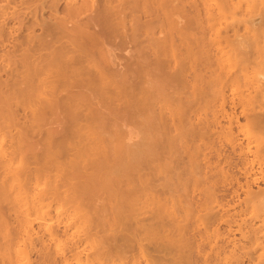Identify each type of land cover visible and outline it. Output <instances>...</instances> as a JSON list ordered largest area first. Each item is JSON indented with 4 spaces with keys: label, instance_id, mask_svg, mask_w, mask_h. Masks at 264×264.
<instances>
[{
    "label": "bare ground",
    "instance_id": "1",
    "mask_svg": "<svg viewBox=\"0 0 264 264\" xmlns=\"http://www.w3.org/2000/svg\"><path fill=\"white\" fill-rule=\"evenodd\" d=\"M181 1L177 0V2H180L179 3L180 9L182 8V10H184L183 9L184 1L183 2ZM194 1L191 3H192V8L195 9L196 4ZM32 2L33 1L31 0H0V200L1 201L4 200V202L9 201L10 203L9 202L7 203L11 205L15 204L13 205V207L15 206V208H18L16 206H19V207L24 206L22 214L19 215L21 216L19 217L20 219L18 220L19 224H17V228L19 227V231H18L19 235L18 233L17 235L19 237L17 236L18 240L17 241L15 240V242L12 243L14 244V246L10 244L12 242V238L10 239L11 240L10 242H8L9 239H7L9 237H13V238L16 237V236L14 237V235L12 236L11 234L12 231H10L11 236L4 234L5 237L8 236L6 237V240H8L7 242L9 243V245H11L10 247L9 245L8 246L4 245V244H7V243H3L6 240L0 241V242L3 241L2 243L4 247L7 246L6 249H4L5 252L3 249H1V252H4V253H2L3 256L0 254V264H33L34 260H31L30 252H32V250H35L38 247V244L36 246V242L39 243L40 246L45 245L44 244L45 242L43 240L45 233L44 235L43 234L41 235L38 233V231L34 230L33 228L34 219L30 217V213L28 212V210H29V207H31L32 205L37 207V209H41L43 207L42 203L47 197H51L53 194H54L53 196L60 195L58 193H60V191L63 192L66 189V188L64 190L61 189V187L64 185L62 180H61L62 185L60 183L61 187L58 184L59 182L57 183V181L61 178V176L59 175L60 172L62 174V172H64L63 170L67 171V169H64L66 166L63 167L62 169V166H64V163H62L64 160L63 156H62V161L60 160L62 165L59 163L60 164L59 166L58 164V159L61 158L60 157L61 155H59V152H62L61 154H64V156H66L68 160L71 159L70 162H67V164H65V165H68L72 169V171L68 172L69 176L66 175V177L70 179L71 177L73 178L71 179V181L73 180L72 181L73 185L69 183L68 185H71V188L70 186L69 188L72 189V192L76 194L75 200L80 199L78 196L79 194L77 195V192L78 193L80 192V194H82L83 192L86 193L85 190H87V188L89 187V183L90 184L92 183L91 180L88 183L89 180L87 181L86 179L87 177L88 179H90L89 177H91L92 175H88L85 178L84 176H82V175H85V173L83 172L84 173L83 174L82 171H79L81 170V168L86 169L89 165L86 164L88 166H85V163H87L88 161H91L92 159L95 160L94 162L96 166H98V169L99 170L102 169L101 172L104 171L105 168L106 170L104 172H107L109 170L108 171L109 174H106L103 172L104 174H106L108 178L110 177V171L112 173H115V176H113L114 174L112 173L111 174L113 178L116 177V182L118 181V183L115 182V184H117V188L121 186L120 184L123 183L124 178L125 180L128 179L129 182L125 181L127 184L125 182L123 184L124 188L123 186H121L123 189H125V186H126L125 190L128 189L127 190L128 194L131 195V193L132 194L134 193L132 192V189H134V187H135L134 190L137 189L134 194L138 193L139 189L143 191L142 188H139L140 186L147 187V185L145 186L141 185L145 182L143 181V183H141L142 181L141 179L143 178L142 176L140 177V180L136 176L137 180H139V182L141 183L139 184V182L137 181V184H139L140 186L136 185V182L133 181L134 179L132 180L131 178L132 176L138 174V172L135 174L137 170V169L135 170V168H137L138 166H135L136 164H133L134 162L133 160L135 159L136 161V158L133 159L134 155L132 154V157L130 155L128 157V159L131 157V160L133 162H130V159H129L130 163H128L127 165L125 162L121 163V159L123 161V158H124V156L122 155L123 153L116 151L117 148L112 147V145L109 144L110 141L108 140V138L113 135L117 136V138L113 136L114 139L115 138L118 139L119 136L123 137V132H122V135H119L120 133L119 130L123 129L124 127L123 123H126V118L124 117V113L126 116L133 109V108L132 109L130 108L131 109L130 111L129 108H126V112L127 111L129 112L128 113L122 112L123 110H125V107L129 105V104L127 105L126 103L127 100L125 99H127L128 96L133 97L135 92L137 95L140 94L137 92L139 90L141 92L143 91L144 95H140V96L136 95V96L140 98V101L143 100L144 104L143 102L141 103L143 104L144 107L140 103L139 99H137L142 107V110H141L140 105H138L139 103H137L136 105L138 106L135 105L134 107L135 108L134 111H136L135 112L136 115L134 112L130 114L131 115L134 114L137 117H141L138 115H140L139 111H141V115H142V112L144 111L143 108L144 109L146 108L145 109V111L147 110L146 112H151L153 114V116H151V113H145L147 114V117L151 120L150 121L148 118L146 119L148 124L151 125L149 127L150 128L152 127V129L149 130V127H148V130H146L147 133L143 132L149 139L147 140V142L146 140H143L146 142L143 145L145 146L146 144L148 146V143L149 145L152 143L153 138H150L149 133L152 134L151 137H154V138L156 137L154 140L158 141L160 139H163V140H160L161 142L158 141V144L155 143L156 141L155 142L153 141L154 147L153 146L152 147L154 149L156 148V150L155 152L151 151L153 152L152 154L148 150L150 149L149 147L152 144L148 146V148L146 146L150 154L149 162H150V158H152L151 163H153L152 160L154 161L155 160L154 158H158L160 156L159 154H161L162 156L163 155L165 156V157L160 156L161 158L159 157V159L165 158L167 160L166 156H168L167 161L164 159L166 161V164L162 165L164 161L158 164L159 166L161 164V166H165V167L167 165L168 169L169 168L172 169L168 172L171 174L172 173L176 174L175 172L180 166V158L176 156V154L180 147H185L187 148L186 156L189 162L188 164H190V166L189 165L188 166L189 168L191 167L189 169V172L196 173V174L192 173L193 177H191L192 174H189L190 177L192 178L191 180H193L192 182L194 183L196 178L198 179L199 183L203 182L204 180L203 184H205V181L206 183H208V181L210 183L213 180V182H211L212 185H214L213 183H215L216 185V182L214 181V177L216 176H214L213 179L211 180L209 179L211 177L207 176L206 173L208 171V166L210 165V163L208 162V157L210 154L208 155V153H211L210 147L211 145H213V141L211 138L215 136V130L218 129V133H216V137L221 138L220 140L222 141L220 142H222V144L219 143L221 145H219L220 147L218 146L219 148L217 150L214 149V146L213 148L211 147V149L212 151L214 149V152L216 151L215 152L216 158H218V160H220L222 165L226 166L227 169H225L224 167L220 168L218 166L219 170L216 169L218 171L216 172L217 175L219 173L220 174L219 176L222 178L224 183H226V185L231 186L233 181L237 182L236 179H238L236 178L238 175H236L235 177V175H233L232 173L234 172L233 167H235V169H237L238 174L240 173L242 177L244 176L245 178L244 184L237 183L238 184V186L236 184L237 188H234L233 186V188H231L233 190L230 189L231 191L229 192L227 191L229 190L228 189L229 187L226 186L227 193L231 192L230 195L232 199L230 200H236L235 198H237L236 201H233V203H228L227 205L235 204V202L236 203L242 202L241 200H243V198L239 201V192L241 193L240 190H242L243 191L242 193H244L243 202L244 201H245L244 203L247 202L248 207L251 204L253 205V202L255 200L258 201L257 199L258 196L262 197L264 195V193L262 195V192L264 191V189L261 192L260 190L259 192H257V191H254L252 188L253 186L252 182H254L252 181L254 180L252 178L253 177L252 176V170H253L252 164H253L254 158H249V155H253L252 157H256V158L259 157L261 155L260 152L262 151H263L262 152V155H263L264 149H262L261 146H262V142L264 144V140L261 139L260 140L261 145L259 146L260 144L259 143L258 146L255 148L257 149L258 152L260 151L259 147L261 148V151L258 153L256 150L255 151L251 150L249 143H247L246 146H243L242 142L238 138V129L241 127L240 125L241 118L242 119L244 118L245 121L246 119H249L247 121L252 122V123L255 121L254 124H256V126L261 125L263 127L262 124H264L263 123L264 122V107H260V109L263 108V111L261 113L259 112L256 114L254 113L255 112L254 109H249V107L253 108L254 106L255 108V106H259L258 102L261 100H264V91H263V88H260L264 86L259 85L261 80L258 81L259 84H257V80H255L254 78L247 80L249 76L246 75L247 65H249L251 60L255 61L254 65L256 64L260 65L259 62L264 63V0H200V3L198 0L197 2L198 5L196 6V10H194L196 11V13L192 10L194 14H196V16L193 15V17L195 18L194 21L196 20L198 22V24L196 25L197 22L195 21L196 22L195 23L193 21L194 22L193 25L198 26V27H194L192 26V24H188V25H191L192 28H194L193 29L194 31L193 32L190 31L188 35H192L194 33L193 34L194 39H192L191 36L187 37L188 32L186 33L185 31V29L187 30L186 28L187 21H185L184 18H183V22H185V24L182 23L184 27H182V29L175 28L178 23L177 21L173 20L174 19L173 15L176 12H177L176 14L178 15V11H179L180 12L179 17L181 18L183 17L184 14L181 13L182 10H179L178 3L176 4V6L173 4V0H50L48 5L45 2L43 3L40 2L41 3V4L39 3L40 8L37 7L39 6V4L38 5L34 4L35 5L34 6ZM113 2L115 3L117 2V4H113ZM193 3H194V6H193ZM182 4L183 6H181ZM32 5L36 9L34 8L32 9L31 8ZM93 7H94L93 9L94 11L90 15H88L85 19L80 18L81 15L86 12V10H90ZM37 8L39 9V11L37 10ZM138 8L141 9L142 11L143 9L146 11V12L145 11L142 12L140 10L142 13L145 12L144 15H146L147 10L149 12V9L150 10L152 9L154 16H151L152 12L150 11L149 12L150 14L147 13V15L149 14V17L146 16L149 19L147 18V20H144L146 17L144 15H140L139 14L140 11L136 12L138 13L137 15L132 13ZM175 8H178L176 12H174L176 10ZM44 9L48 11L47 16H44V14L41 13V12H44ZM61 10L65 12V14L62 13V15L64 14L63 17H60L59 15ZM259 11H260V14L258 13ZM254 12H257V13H254ZM130 15H132V18ZM253 15L255 17H259V20L256 21L255 19H253L254 17ZM129 16L131 20L128 19ZM139 16H143L145 18L141 20L140 19L141 17ZM184 16L186 17V15ZM187 16L189 15L187 14ZM125 19L130 20L129 24L127 23L128 20L127 22L126 21L125 22L129 25L128 27L130 28L131 32L128 30V28L124 24ZM186 20H187V17H186ZM179 25L181 26V24ZM35 26L36 28L37 27L39 28L40 30L39 33H35V30H34ZM196 28H198L197 35L195 32ZM183 30L185 31V33ZM257 30H260V31L258 32ZM253 32L254 33L257 32V33L254 34ZM258 33H259V36L262 37V41H257V39H259L257 37ZM253 34L255 35V37ZM142 36H144L143 41H142V38H143ZM139 37H141L140 44L142 45H140V49L142 50V52L138 48L139 46H137L139 45L138 44ZM175 37H176V41H177V38L179 37L178 39L179 42L178 41L177 42L180 45H184L183 52L180 51V48H182V46L176 43ZM186 37L188 38L189 42L190 40H193V42L191 41L192 43L190 42V44L196 45L194 48L195 50L191 48L192 45L190 46L189 42H187L186 40ZM99 38H103L104 40L101 41L99 40ZM106 38L107 39L109 38L108 42L105 41L107 40ZM110 39L111 40L113 39L112 41L114 43L116 40L117 45L109 41ZM127 43L131 44L130 46L132 45L137 46V52L138 51L140 52H138L139 55L137 52L136 54H135V51L133 52L134 53L133 55L135 58H136V55L139 56V58L137 57L136 61H134L133 59L134 57L129 58V56L126 57L125 55H123V53H118V54H122L123 56H125L124 58L122 57V55H120L122 58L124 59L132 58V60L134 61L133 62L129 60L130 63L132 62V64H130L128 61L130 65L129 64L127 65L132 66V68L129 67L132 70H128L131 72H129L130 74L128 73V75L126 76V74L120 75V73L119 74L115 73L116 69L119 71L121 67L119 69L114 68L115 70L111 67V65H113V60L111 58L112 53L110 52L109 48H112L115 45L116 48L118 46V48L121 47L122 49L123 47L122 45L127 46ZM258 43H261L260 44L261 46ZM99 44L101 46L106 45L102 47L103 51L100 50V52L102 51V53H104L102 55L105 56L104 58L106 61H104V63L106 62L108 64V66L106 65V67H100L102 65L100 64H99L100 66L97 65L98 64L96 63L98 62L97 58H94L93 57L94 55L91 57L92 50H97L94 52L95 53L98 52L97 54H101L99 53V48H98ZM96 46H98L97 47L98 49L97 48L93 49ZM130 46L129 45L127 46L128 51L129 49L131 50V48H128ZM178 46L180 48H176ZM249 47L250 48L252 47L254 49V53L251 52L253 54L251 53L249 54V49H250ZM133 48L134 47L132 46V49ZM113 49L114 48H112L111 50ZM123 50L126 51V47L123 48ZM113 51H116V49H114ZM176 52H178L179 54L178 53L176 54ZM130 53H132V51ZM130 53L128 55H131ZM97 54L96 56L100 57ZM120 56L118 57L121 61L122 58ZM177 56L179 57L177 58ZM90 58H92V61L95 64H92V61H90ZM93 58L94 60L96 59V62L93 60ZM128 59L124 61L122 60L123 65H124V62H127ZM181 61L182 63L184 61L186 62L182 64ZM175 63H177L178 65H176ZM179 63L182 68L179 66ZM251 63H254V62H251ZM174 67H176L177 69H175ZM260 67L262 68L261 65ZM261 68H260L261 71L259 70V72L263 74L262 70L264 69H261ZM122 69L124 70L125 68L122 67ZM203 69H204L203 75L206 74L205 72H208L205 75L206 77H202L201 74H199L201 78L198 77L197 79L195 76H196V73L198 72L196 71L199 70V73H202ZM244 70H245V73H243ZM190 71H192L191 73L192 74L194 73L195 76L192 77L194 78L193 80L191 78H188L190 77L188 76L187 78L191 79L190 81H188V79H186V76L188 74L186 73L187 72L190 73ZM152 72H153V75H152ZM155 72L159 73L158 75H160L159 77L161 79L162 77H164V80H162L164 83L166 82L171 87L173 86V84H175L174 87L179 88L178 89L179 91L172 92V90L175 88L172 87L171 89V87H169L170 89L169 88L168 89L170 90V92L168 94L172 92V95H168L167 92L169 90L166 89V92H165L166 97H165L164 96L165 93L162 94V92L165 91L164 89L165 87L166 88L168 87L167 84L165 83L166 86L164 87L162 86L163 84L162 81H160V84H159V81L157 82L158 84L156 85H161L160 87L164 89V91L161 90L162 91L161 93L160 91L158 92L162 94V96H164L163 97L164 99L167 98L166 100H168V98H170L169 101H165L166 103L163 101L164 99H162V101L164 102V105L166 104V106L164 105L162 106H164L168 110V112L165 110L166 113L164 111V114H163L162 106L159 105V104H163L162 101L160 100V98L162 97L159 93L158 95L156 93L157 89L159 90V87L158 88L156 87L157 89L155 88L156 91L154 89H153L154 91L151 90L152 92L148 91V88L150 89L154 88V86L152 85H155V84H151L152 83L151 79L153 80V77L157 76V75H154L156 74ZM244 76H246L247 78ZM246 80L247 82L249 81V83L251 84L254 82V80L256 81L253 84L256 83V86H257L255 92L257 94L259 93L258 96H260V98L256 94L258 100L256 96L252 94L253 93L252 89H251L252 93L251 91L249 93L248 89H247L248 92L243 91V90H246L245 88L242 89L244 86L243 84L247 85ZM243 81H245L246 83H242ZM184 82L187 83L186 86ZM178 83H179V86H176L178 85ZM180 83H183L184 85L183 89L181 88L183 86L180 87L181 85ZM140 84L141 86H139ZM144 85L145 86L148 85V87L146 86L147 88H144ZM180 88L183 91H180ZM257 90L258 91L260 90V92H257ZM149 92L152 93L151 95H153L154 93L156 97L158 96L159 97L157 99L152 98L155 96H151ZM173 93L174 94L176 93L175 96H173L174 95ZM149 95H150V98H149ZM141 97L144 99H142ZM151 98L153 99L154 102L161 101L157 103V105L160 106V107L158 106L159 109L156 108L157 107L156 105L152 104L153 102H151L152 101ZM183 98L184 100H182ZM254 98L256 99V101H254L255 100ZM121 100H123V102ZM119 101H121L122 103H120ZM255 102H257L258 105ZM254 103L256 105H254ZM149 104H152V105L150 106ZM261 106H264V103H261ZM138 107L140 108V110H138ZM160 108L162 109L161 110L162 112L160 111L161 114L157 112L158 110H160ZM136 109L138 110V112ZM155 109H158V110L155 111ZM200 110H202L205 113V114L203 113L204 115L203 117H199ZM117 111H119V113ZM247 111H249L251 114L247 113ZM114 112L115 113L117 112V115H119L120 113L122 115L123 113L122 115L123 118L121 120L119 119V122H117V125L120 124L119 127L122 125V128L120 127L119 129V127H116L117 130L119 129L118 131H116L115 130L116 128H115L113 130V133L111 132L113 135L110 134L111 136L110 135L106 136L108 144L110 145L109 147V145L106 143L107 141L105 140V137L102 135L105 133L104 131H106L104 130L105 127H107L106 124H109V123L111 124L112 122L111 120L113 118H114L113 120L116 122L115 117L111 116L113 115ZM196 112H197V115L195 114ZM252 112L254 115L252 114ZM115 113L114 115L116 116ZM145 114L143 115V117L146 116ZM148 114H150L149 116L151 117H149ZM131 115H130V118L132 120L128 119L129 117H127V120L129 121L127 122L130 125H131L130 122L132 121V124L135 123V119L137 118L135 116L132 117ZM108 116H111V117L107 118ZM106 118L107 119L112 118L110 120L111 122L108 120L109 121L108 123ZM118 118H121V116H118ZM250 118L252 121L250 120ZM143 119L144 118H142V121H144ZM104 120L107 121V123ZM137 121L138 120H136V123ZM102 122L103 124H105L104 128H101L103 127ZM100 123L102 125H99ZM136 123L133 125L137 126L138 128H141L140 127L141 124L139 125L138 124L139 122H138L136 125ZM144 123L146 122L144 121ZM96 124H98L99 127L95 126ZM117 125L113 124V126H117ZM110 126H112V124ZM135 126L133 127L134 129L137 128ZM261 126L259 128H261ZM95 127L96 129L101 128L104 133L102 132L103 134L102 133L100 134L102 130L100 129L101 131H98L99 129L96 130ZM93 128L95 130H93ZM110 128L108 129L106 128L107 129L106 133L108 132L110 133V131H112V129ZM44 129H45V132L42 131ZM154 131H155V136H153ZM116 132H117V135H116ZM176 132L180 134L179 137L175 135ZM144 134L141 136L142 139H143V136H144V139L146 138ZM156 135L160 138H157ZM70 138L71 139L74 138V140L77 139L76 142L74 143H77V142L78 143L75 144V146L73 145L74 143L71 144V146L72 145L74 146V154H73L74 156L70 154L71 157L69 159L68 157L70 155L68 156L66 155L68 154L67 152L66 154L63 152V150H65V148L67 147L63 148L62 143L65 142L63 140L67 141V139L69 140ZM114 139H112L113 141H111L110 143L116 146L118 140H115L116 141L115 143ZM132 139L133 138L131 136L127 137L128 144L132 142ZM151 139L152 141H150ZM139 140L141 141V139ZM208 140H210L211 142L210 147L208 146L210 144ZM102 141L105 142L110 149H108V147L104 145ZM121 144L123 146L122 141H121ZM142 146H139V148L137 149H140V148L142 149ZM131 147H133V145ZM131 147L130 149L133 150L134 147L133 148ZM112 148L113 150H115L114 151L115 153L119 152L118 156H115L117 153L114 155L112 154L113 153ZM146 148L144 147V149L140 151H144ZM263 148H264V145H263ZM59 149H63V150L60 151ZM110 150L112 151V153ZM132 150H129V151L126 150V151L130 153ZM157 150L158 152L159 151L161 152L159 154H156L158 153L156 152ZM140 151H138V153ZM151 155L153 156L151 157ZM234 155L238 156V158L241 159L242 166L238 167L237 166L238 164H236L233 167L231 166V164H233L231 163V156L233 158ZM110 156H115L116 160L119 157H121L118 159L120 160V164L119 162H117L118 160L115 161L116 163H118V165L117 164L115 165V163L113 164V166L115 165L114 169H113V166L110 164L113 157L109 158ZM138 156L140 157L141 155L138 154ZM66 158L65 160H67ZM30 159L32 161H30ZM52 161H55L57 163V166H56V163L54 165ZM105 161H108V163L111 166H109L107 162L105 163ZM31 162H35V163H31ZM64 162L66 163V161ZM147 162L148 161H146V163ZM41 163L43 165H41ZM52 163L54 166L52 165ZM48 164L50 165V167L51 166L53 167L56 166V168L58 166L59 168L61 167V170L59 168H57L58 170L54 169V172L58 171L59 174L55 173L57 175L51 176L52 174H50V171L48 172V168H49ZM103 164L105 165V167ZM106 164L108 166H106ZM45 165H48V168ZM35 166H37L38 168ZM154 166L153 168L158 167V165L157 164L155 165V163H154ZM32 167H35V168H32ZM53 167H51L52 169H50L51 172L53 171ZM161 168L164 169L163 167ZM161 168H159V170ZM128 169L131 170V172H128L129 171ZM146 169L148 168L144 167V170ZM212 169L211 170L209 169V170L212 172ZM89 170L86 169L88 173L90 172ZM153 170L154 169H152V172ZM155 170L156 172L158 171L157 168ZM66 171L65 173H67ZM146 171L147 173L150 172V171L148 172V170ZM156 172H153V174ZM202 172L203 174H200ZM77 173L78 174L82 173V174H79L78 176ZM144 173L141 172L140 174L139 172V175H143ZM198 174H200L199 176H202V177H204V174H205V176H207L205 178L209 180H205L203 178H202L203 180L199 179V177L197 176ZM123 175H127V177L130 175L131 177L127 178V177H124ZM58 176H59V179L56 178ZM77 176L80 177L79 178L80 180L78 179ZM81 176L83 177L82 179L84 180L85 178L86 179L85 181L87 182L83 181L84 183H81L82 182ZM149 176L150 175L148 174V178ZM75 177H77V179L81 183V184L77 183L79 184V186L76 185V183L74 182V180H76ZM103 177L104 176L101 177L102 181H103ZM117 177H119L120 179L121 177H123V179H121L123 180L121 181L122 183H120V180H117L118 179ZM63 178H64V175H63ZM65 178L64 180H66ZM108 178H107V181L105 182L104 180L103 183L105 182L107 184V182H110V184L109 183L108 184L114 186V187L109 186L110 190L114 188L116 189V190L112 189L114 193H116L117 191H119L118 192L119 194L121 192L123 193L124 190L120 188L121 189L120 191L114 185L115 178L114 179L109 178L114 181H109ZM148 178H146L145 180H147ZM130 180H132V182H134L135 184L134 183L131 184ZM162 180H164V178ZM198 182L196 183L199 184ZM33 183L35 184V187H32ZM103 183L100 184L99 187L105 188L108 186V185H103ZM159 183H161V181ZM163 184L164 183H162L161 185L159 184V185L162 186ZM174 184L175 182L173 183L171 182L169 183V185L167 184L165 186L169 187ZM127 185H131V186H127ZM132 185H134L133 188H132ZM201 185L199 184V188H198L199 190H201V187H202ZM137 186L139 187L137 188ZM195 186L197 187V185H193V187ZM127 187H130L132 189L130 190V188H127ZM206 187L207 188H203L204 191L203 190L202 191L205 194L204 197L207 199L215 198L217 195L216 192L222 193V190H223L222 189L221 191H216L215 189H210V187L214 188V186H211V185L210 186L206 185ZM79 188H84L85 190H82ZM101 188L97 189L96 191L102 190ZM145 188L144 190H147ZM77 189H79L80 191H78ZM168 189L170 190L169 192L172 191L170 188ZM110 190H107V191H110ZM128 191H130V193ZM253 192H256V194H260L261 196L260 195L257 196ZM122 193L121 195H124ZM68 195H71V194H68ZM85 196L86 195L84 194L83 197L85 198ZM240 196L242 197V195ZM255 196H257L256 199H255ZM72 198L74 199V195ZM221 198L223 199V197ZM227 198L225 202H229L227 201L228 200ZM259 199H260L259 200L260 202L258 201L257 204L260 203L259 204L260 206L262 204L261 202H263L261 200H264V199L263 198L262 199L259 198ZM252 205L250 206L251 209L253 206H256L254 208H257V207L259 208V206L256 205V203L255 205L253 206ZM262 206L264 207V202ZM163 208L164 207L161 208L162 211H164ZM220 208H221V211L219 210V213H216L215 211L214 214L212 213L213 215H211L210 217L209 215L211 213L207 214L208 215L207 217H209V219L207 218L208 222L210 220H212V222L218 221L216 223H223L224 225H227L228 233L232 234L234 232H238L243 237L248 238V240L249 239L252 241L255 240L254 238L258 236L257 234V236L255 237L256 235L255 233H257L256 230L258 226L257 227L253 226V224L247 225L248 223L247 224L245 223L247 226L246 228L243 226L245 228L244 230L241 227L242 224L241 225H238L239 223L236 224L235 218L233 219V217L237 215L236 213H235L236 215L234 214L235 211H233V214H234L233 215L232 213H229L230 210L229 211L227 210L229 209V206L225 207L227 209H225L222 206ZM262 208H260L259 210H262ZM245 209L247 208L245 207ZM160 211L161 210L158 209L157 207L156 209L155 208L151 209V211H149L150 215H148L146 218L145 216L143 217L145 219H143L142 217H141L142 219L141 218L137 219L135 223L136 224L135 227L133 226V224L129 225L130 226L129 231H130L131 237H129L130 235H128L129 234L128 233L127 234L128 238L126 237L127 239L125 240L126 242H128V244L126 245V250L124 249L125 250L124 252H123V248H121L120 246L121 245L120 243H122V240L121 242L119 241V244H120L119 245L117 241L118 237L116 235L117 238L115 237H114L115 239L112 238L111 242L109 241L107 243L101 244L103 245V247L101 246L100 247L101 249L97 248L96 249L97 253L96 251L95 253L93 252L94 253L93 256H89V254L87 253L88 256L86 254V259L82 258L81 260L83 261L84 259V262H83L84 264H141L142 262L144 264H176V258L173 252L171 251V245H172V237H173V226L178 228L179 219L177 218L179 216L177 218L175 217L176 219L169 220V219H166L165 216ZM38 213L40 214L39 220H41L42 214H44V212L39 210ZM260 214H262V212ZM2 216H3V213L0 214V218H1L0 221L2 219L3 220L5 219V217L3 216L2 218ZM4 221L7 222V220H4ZM4 221H1L0 224H2V226L4 227L5 226L7 227L8 223ZM212 222L210 224H215ZM131 226L135 228L133 229L134 231L136 230L137 232V233L135 232L136 234H138L139 230H142V231L144 230L143 232H147L149 230L154 231L158 229L157 227H161L162 229L165 228L166 232L163 230L165 232L163 236H165L166 240L164 239V241H162L160 239L161 241L159 240L153 241V242L150 241L151 243L148 244V246L145 245L146 247H144V245L140 244L141 241L139 242L140 240L139 237H137V239L136 238L133 239V237H136V235L134 231L131 230L132 228ZM1 227H0V231H2V228H4V227L2 228ZM166 227H170L172 230L170 231ZM7 228L8 229L5 228L6 229L5 231L3 229V232L6 234H9L8 231L10 229L9 227ZM17 228L16 230H18ZM179 230L181 232V233L178 232L179 235H182V236L187 235V232H188L187 230H182V228ZM259 230H258V233L260 232ZM47 232L48 233L46 235L53 236V234H55L56 231L53 232L51 231V229L50 230L48 229ZM151 232L152 231H150V233ZM154 233H157V232H153V234ZM1 234H0V239H2L1 237L3 236V233ZM57 235L58 234L56 232V236ZM4 236H3V239H5ZM54 236H53V239H54ZM192 236L193 238H195L196 235L193 234ZM197 236H200V235L197 234ZM251 238H253L254 240ZM93 239L95 241L94 236H93ZM103 242H106V241H103ZM93 244L95 243L93 242ZM3 246L2 248H4ZM70 246H69L70 247L69 250L72 252L71 254H73V251L75 254L76 253L75 250L78 249L77 242L72 243V245ZM97 246L95 245V247ZM135 247L138 251V252L136 251L137 254L133 253L135 252L133 251ZM10 249H11V253H10ZM46 249H47L46 247H45V250H44V247L43 248L41 247L38 250L37 259H35L37 260V262L40 261V262L45 263V261L49 259H50L49 261H51V256L49 254L50 252L48 250L49 252L48 253ZM98 249L100 251H98ZM63 254L64 256L63 255L61 256L56 255V256L59 259L61 258L60 261L62 264H66V263H63L66 258L65 253ZM77 255H78V252L76 256ZM246 255L248 254L246 253ZM59 259H56V260H59ZM56 260L54 257L52 258V263L51 262L50 263L60 264V261L58 262ZM181 260H184L185 263L187 262V264H190V263L198 264L199 262L198 260L194 259L190 253L185 255L183 258H179V263H181L180 262ZM35 264H39V263L35 262ZM45 264H48V263L46 262Z\"/></svg>",
    "mask_w": 264,
    "mask_h": 264
},
{
    "label": "rangeland",
    "instance_id": "2",
    "mask_svg": "<svg viewBox=\"0 0 264 264\" xmlns=\"http://www.w3.org/2000/svg\"><path fill=\"white\" fill-rule=\"evenodd\" d=\"M31 1H33L32 3H33V5L35 4H39L40 2H45L47 5L49 4V1L50 0H31ZM47 1V2H46ZM178 1H181V0H178ZM184 1V7H183V9L187 12H185L184 10H182V8L180 9V2H177V0H173V4L176 6V4L178 3V8H179V10H182L181 11V13L182 14H184V15H186V17H187V20H186V17L183 15V17H179L180 16V12L178 11V15L176 14L177 12V9L178 8H175L176 10L174 11V12H176L174 15H173V20H175V21H177V25H176V27L175 28H177V29H179V28H181L182 29V27H184V25L183 24H185V22H183V18H184V20L185 21H187L186 22V28H187V30L185 29V31H186V33H187V37L188 36H191L192 37V39H194V36H193V34L192 35H188L189 34V32L190 31H194L193 29L194 28H192L191 27V25H188V24H192V26H194L193 25V23L196 21H194V17H193V15L194 16H196V14H194V12L196 13V11H194V10H196V6L198 5L197 4V2H198V0H182L181 2H183ZM195 2V9L194 8H192V3L191 2ZM199 3H200V0H199ZM41 4V3H40ZM40 4H39V6H37L38 8H40ZM113 4H117V2L115 3V2H113ZM32 5V6H33ZM34 5V6H35ZM31 6V8L33 9L34 8V6L32 7ZM181 6H183V4L181 5ZM193 6H194V3H193ZM199 6H200V4H199ZM37 8V10L39 11V9ZM200 8V7H199ZM202 8V7H201ZM34 9H36V8H34ZM94 7L92 8V9H90V10H86V12L84 13V14H82L81 15V17L80 18H83V19H85L88 15H90L94 10ZM141 9H136L134 12H132L133 14H135V15H137L138 13H136V12H139ZM194 12H193V11ZM62 11V10H61ZM60 11V17H63L64 16V14H65V12L64 11H62L61 12ZM142 11V10H141ZM140 11V15H144V13L146 12L144 9H143V11H145L144 13H142ZM152 12L153 10L151 9H149V12ZM45 12V13H44ZM44 12H41L42 14H44V16H47L48 14H47V12L48 11H46V9H44ZM148 12V10H147V13H149ZM62 13H64L63 15H62ZM142 13V14H141ZM147 13H146V15H144L145 17L146 16H148L149 17V14L147 15ZM186 13V14H185ZM254 13H257V12H254ZM254 13H252V14H254ZM259 14H260V11L258 12ZM132 14V15H133ZM152 15L151 16H154V14H153V12L151 13ZM187 14L189 15V16H187ZM259 14H258V16H259ZM132 15H130L131 16V18H132ZM130 16L128 17V19H130L131 20V18H130ZM134 16V15H133ZM254 16V15H253ZM257 16V15H256ZM139 17H141L140 19L141 20H143L145 17H143V16H139ZM148 17H146L144 20H147V18ZM255 17V16H254ZM253 17V19H255L256 21H258L259 20V17H255L254 18ZM127 18V17H126ZM128 19H125L124 20V22L126 21L127 22V20ZM149 19V18H148ZM130 20H128V24L130 23L129 21ZM181 23H180V22ZM190 21H192V22H190ZM194 21V22H193ZM124 23L125 24V26L128 28V30L131 32V30H130V28L128 27L129 25L127 24V23ZM197 22V21H196ZM195 22V23H196ZM183 23V24H182ZM127 24V25H126ZM179 24H181V26L179 25ZM198 24V22L196 23V25ZM191 28H189V27ZM194 27H198V26H194ZM176 29V30H177ZM34 30H35V33H39L40 32V30H39V28L37 27L36 28V26L34 27ZM197 30V31H196ZM128 31V32H129ZM184 31V30H183ZM185 31H184V33H185ZM258 32L260 31V30H257ZM127 32V33H128ZM129 32V33H130ZM195 32H196V35H197V32H198V28H196L195 29ZM254 33V32H253ZM255 33H257V32H255ZM254 33V34H255ZM191 34V33H190ZM253 34V35H254ZM195 35V36H196ZM144 36H145V34H144ZM144 36H142L143 38H142V41H143V39H144ZM186 36V35H185ZM184 36V37H185ZM186 37V40H187V42H189L188 41V38ZM254 37H255V35H254ZM257 37L259 38V39H257ZM257 37H256V39H257V41H262V37H260L259 36V33L257 34ZM261 38V39H260ZM107 39V38H106ZM109 39V38H108ZM108 39L107 40H105L106 42H108ZM178 39H179V37L177 38V41H178ZM99 40H101V41H103L104 39L103 38H99ZM113 40V39H112ZM111 39L109 40V41H111V42H113ZM139 41H138V44L139 45H137V46H139L138 48L140 49V45H142V44H140V40H141V37H139V39H138ZM175 41H176V37H175ZM176 41V43H178ZM193 42V40H190V42ZM100 42V41H99ZM118 42V41H117ZM190 42H189V44H190ZM191 42V43H192ZM262 43V42H261ZM261 43H258L259 45L261 44ZM113 44H115V45H117V43H116V40H115V43L113 42ZM179 44V43H178ZM177 44V45H178ZM111 46L112 48H114V49H116V51H113V50H111L112 48H109L110 49V52L112 53V55H111V58H112V60H113V65H111V67L114 69H116V68H120L121 67V72H120V70L118 71L117 69H116V74L118 73H120V75H125L126 74V76L128 75V73L129 72H131V71H128V70H132L131 68H132V66H129L130 64H132V62L130 63V61H133L132 60V58L131 59H128V58H126V59H128L127 60V62H124V65H123V61L124 60H126V59H124L125 58V56L126 57H128L129 56V58L130 57H134V51H135V54H136V52H137V46H135V45H132L134 48V50L132 49V46H130L131 44H128L127 43V46L129 45L130 47H128V48H131V50L129 49V51L127 50V46H124V45H122L123 47H122V49H121V47L120 48H118V46H117V48H116V46ZM180 45V44H179ZM192 44H190V46H191ZM258 45V46H259ZM104 46H106V45H100L99 44V47L98 46H96V47H94L93 49H96L97 47L99 48V53H101V54H97L98 52H94V51H97V50H90L91 51V53H92V55H91V57L93 56L94 58H97V60H98V62H96V59L94 60V58H93V60L96 62V63H98L97 65H102V66H100V67H106V65L108 66V64L105 62L104 63V61H106L105 60V56H103L102 54H104V53H102V51H103V48L102 47H104ZM180 46H182V48H180L179 46L178 47H176V48H180V51H182L183 52V48H184V45H180ZM195 44H193L192 46H191V48L192 49H194L195 48ZM198 46V45H197ZM261 46V45H260ZM109 47V46H108ZM126 47V51H124L123 50V48H125ZM136 47V48H135ZM97 48V49H98ZM100 48H102V49H100ZM250 48V47H249ZM252 48V47H251ZM249 49V54L251 53V52H253L254 53V49L252 50V49ZM118 49V50H117ZM120 49V50H119ZM182 49V50H181ZM247 49H248V47H247ZM100 50H102L101 52H100ZM123 50V51H122ZM141 50V49H140ZM178 50V49H177ZM176 50V51H177ZM195 50V49H194ZM119 51V52H118ZM121 51V52H120ZM132 51V53H130ZM179 51V50H178ZM179 51V52H180ZM94 52V53H93ZM125 52V53H124ZM138 52H140V51H138ZM137 52V53H138ZM141 52H142V50H141ZM117 53V54H116ZM118 53H123V55H125V56H123L122 54H118ZM127 53V54H126ZM131 54V55H133V56H131V55H128V54ZM178 52H176V54H177ZM253 53H251V54H253ZM96 54L97 55H99L100 57H102V58H100V57H98V56H96ZM141 54V53H140ZM179 54V53H178ZM120 56V55H122V57H124V58H122L121 56V58H122V60L120 61V59H119V57L118 56ZM138 55H139V53H138ZM138 55H136V58L134 57L133 59H134V61H136L137 60V57L139 58V56ZM140 56H142V55H140ZM180 56V55H179ZM179 56H177V58L179 57ZM254 56V55H253ZM100 58V59H99ZM252 58V57H251ZM104 59V60H103ZM253 59V58H252ZM130 60V61H129ZM177 60H179V59H177ZM182 60V59H181ZM90 61H92V58H90ZM128 61H129V63H128ZM133 61V62H134ZM257 61H259V60H257ZM184 62H186V61H184ZM183 62V63H184ZM251 62H254V63H251ZM251 62L249 63V65H247V73H246V75L247 76H249L248 77V79L247 80H249V79H255V80H257V84H259L258 83V81L259 80H261L260 81V86L262 85V86H264L263 84H264V80H263V78H264V70H262L263 71V74H261L260 72H259V70H260V65L262 66V68L261 69H264L263 67V64L264 63H262V62H259L260 63V65L259 64H256V65H254L255 64V61H252L251 60ZM181 63H182V61H181ZM182 63V64H183ZM257 63V62H256ZM92 64H95L93 61H92ZM105 64V65H104ZM117 64V65H116ZM127 64H129V65H127ZM176 65H178L177 63H175ZM181 64V65H182ZM126 65V66H125ZM257 65H259V66H257ZM179 66H180V63H179ZM178 66V67H179ZM122 67L123 68H125L124 70L122 69ZM128 67V68H127ZM129 67H131V68H129ZM177 67V66H176ZM176 67H174L175 69H177ZM181 67V66H180ZM197 67V66H196ZM174 68H173V70H174ZM182 68V67H181ZM200 68V67H199ZM248 68H250V69H248ZM112 69V70H113ZM114 69V70H115ZM180 69V68H179ZM113 70V71H114ZM126 70V71H125ZM246 70V69H245ZM245 70H244V72L243 73H245ZM118 71V72H117ZM202 71V70H201ZM200 71V72H201ZM261 71V70H260ZM192 71H190V73L189 72H187L186 74H188L187 76H186V74H185V76H186V79H188V78H191L192 80L194 79V78H192V77H194L195 75H194V73L192 74L191 73ZM196 72H198V73H196V78L198 79V77H200L201 78V76L202 77H206L205 75L208 73V72H205L204 74L205 75H203V72H204V69H203V71H202V73H199V70L198 71H196ZM123 73V74H122ZM156 74H154V75H157L156 77H153V80L151 79V84H155V85H152V86H154V88H148V91H151V90H155V88L157 87H159V90L157 89V95H158V91H160V93L162 92L161 90H163L164 91V89H165V91L164 92H162V94L163 93H165L166 92V89H168L169 87H171V86H169L166 82V84H167V88L165 87L166 86V84L162 81V80H164V77H162V75H161V77H162V79L159 77L160 75H158L159 73H157V72H155ZM130 74V73H129ZM190 74V75H189ZM198 74V75H197ZM199 74H201V76L199 75ZM152 75H153V72H152ZM209 75V74H208ZM207 75V76H208ZM243 75H245V74H243ZM188 76H190V77H188ZM160 79H158V78ZM188 77V78H187ZM244 77H246V76H244ZM156 78V79H155ZM247 78V77H246ZM137 79H139V78H137ZM181 79V78H180ZM191 79H188V81H190ZM247 80H246V82H247ZM254 80V82H256ZM156 81V82H155ZM159 81V84H160V81H162L163 82V84H162V82H161V84H162V86H164L165 88L163 89L162 87H160L161 85H156V84H158L157 82ZM252 81V80H251ZM250 81V82H251ZM155 82V83H154ZM245 81H243L242 83H246ZM253 82V81H252ZM253 82V83H254ZM139 83H140V81H139ZM248 83H249V81L247 82V85H245V84H243L244 86H243V88L242 89H246V90H243V91H246V92H248L249 91V93H250V91H251V93H252V90H253V95H255L256 96V83L255 84H251V83H249V85H248ZM263 83V84H262ZM144 84V83H143ZM181 85H180V87L181 86H183V87H181L182 89L184 88V85H183V83H180ZM184 84H185V86L187 85V83L186 82H184ZM252 85H254V86H252ZM139 86H141V84L139 85ZM147 87H148V85H146ZM145 85H144V88H147ZM175 86V84H173V88H175L174 87ZM176 86H179V83H178V85H176ZM252 86V87H251ZM172 87H171V89H172ZM142 88H143V86H142ZM161 88V89H160ZM180 88V91H183L182 89ZM260 88H263V91H264V87H260ZM260 88H258V89H260ZM150 89V90H149ZM170 89V88H169ZM168 89V90H169ZM176 89V90H175ZM175 89H173L172 90V92L174 91H179L178 89L179 88H175ZM247 89H248V91H247ZM250 89V90H249ZM252 89V90H251ZM153 90V91H154ZM167 90V91H168ZM185 90V89H184ZM262 90V89H261ZM156 91V90H155ZM138 93H140V94H136V92L134 93V95H133V97L132 96H128L127 97V99H125V100H127V107H125V110H123L122 112H126V108H129V110L131 111V109H132V111L131 112H129V111H127L126 113H128L129 112V114H127L126 116H125V113H124V117L126 118V123H128L129 121L127 120V117H129L128 119H130V120H132L131 118H130V113H135L136 111H134V107H135V105L137 104V103H139V101H140V98L139 97H137V96H140V95H144V92L142 93L140 90L139 91H137ZM152 92V91H151ZM151 92H149V94L151 95L152 93ZM170 92V90L167 92V94ZM172 92L170 93V94H168V95H172ZM257 92H260V90L258 91L257 90ZM155 93V94H156ZM159 93V94H160ZM162 94H160L161 95V97L162 98H160V100L162 101V99H164L163 97L165 96L166 97V93H165V95L164 96H162ZM174 94V93H173ZM176 94V93H175ZM175 94L173 95V96H175ZM137 95V96H136ZM146 95V94H145ZM150 95H149V98H150ZM178 95V94H177ZM259 95V93L257 94V96ZM151 96H155L154 95V93H153V95H151ZM183 96V95H182ZM181 96V97H182ZM257 96H256V98H257ZM135 97V98H134ZM143 97H145V96H143ZM159 97V96H158ZM158 97H152V98H158ZM167 97H169V96H167ZM172 97V96H171ZM177 97V96H176ZM259 98H260V96H258ZM142 98V97H141ZM151 98V99H152ZM137 99H139V101L137 100ZM142 99H144V98H142ZM141 99V100H142ZM150 99V100H151ZM167 98H165L163 101L165 102V101H169V99L170 98H168V100H166ZM255 99V98H254ZM155 100V99H154ZM182 100H184V98L182 99ZM257 100H258V98H257ZM261 100V99H260ZM122 102H123V100H121ZM121 101H119L120 103H122ZM156 101V100H155ZM159 101V100H158ZM161 101H159V102H161ZM162 101V103L163 104H159L160 106H162V105H164V102ZM254 101H256V99L254 100ZM262 101V102H261ZM261 101H259L258 103H259V106H255V108H254V106H253V104H252V106H253V108L251 107H249V109H254V113L256 114V113H261L262 111H263V108H261L260 109V107H264V106H261V103H264V100H261ZM141 102H143V100L142 101H140V103ZM150 102V101H149ZM151 102H153L152 104H154V105H156L155 107L156 108H158L159 109V105H157V103H159V102H154L153 101V99H152V101ZM261 102V103H260ZM140 103L138 104V105H140ZM156 103V104H155ZM166 103V102H165ZM257 105H258V103L257 102H255ZM254 103V105H256ZM132 104V105H131ZM134 104V105H133ZM142 104V103H141ZM143 104H144V102H143ZM143 104H142V106H143ZM152 104H149L150 106L152 105ZM124 105V104H123ZM138 105H136V106H138ZM125 106V105H124ZM130 106V107H129ZM133 106V107H132ZM159 106V107H158ZM164 106H166V104L164 105ZM164 106H162V109H163V114H164V111L166 110L167 112H168V110H167V108H165ZM140 107H141V105H140ZM144 107V106H143ZM164 107V108H163ZM259 107V108H258ZM131 108V109H130ZM137 108V107H136ZM170 108V107H169ZM124 109V108H123ZM146 109V108H145ZM145 109L143 108V110L145 111ZM158 109H155V111H157ZM161 108H160V110H158L157 112H159L160 113V111L162 110ZM137 110V109H136ZM138 110H140V108L138 107ZM138 110H137V112H138ZM141 110H142V107H141ZM119 111H121V110H119ZM119 111H117L118 113H119ZM142 112V115H141V111H139V113H140V115H138V116H141L142 118H144L143 120L146 122V123H144V121H142V118L141 117H137V116H135L136 115V113H135V115L133 114V115H131L132 117L133 116H135V117H137L136 119H135V123H136V120H138L137 121V123L140 125V127L141 128H143V129H141V128H138L137 126H135V125H133V124H135V123H133L132 124V121L130 122L131 123V125L128 123V124H126V123H123V129H121V130H119L120 129V127L122 128V125L119 127V125L120 124H118L117 125V122H119V119L121 120L123 117H122V115H123V113H122V115H121V113L119 114V115H117V112L115 113L116 114V116L114 115V113H113V115H111V116H114L115 117V119H116V122L112 119H107V118H110L111 116H108L107 118H106V120L108 121H114L113 123L111 122V124H112V126H113V124L114 125H117V126H110L111 124L109 123V121H108V123L109 124H106L107 125V127H105V124H103V122H102V124L100 123L99 125H102L103 127H101V128H104L105 127V129L104 130H106V131H104L103 132V130L101 129V128H98L99 126H98V124H96L95 126H98L97 128L99 129H96V127H95V129L96 130H98V131H101L100 132V134L102 133L103 135L102 136H104L105 137V140L107 141V139H106V136L107 135H110V134H112L113 133V130L116 128V127H119V131H120V133H119V135H122V132H123V137H121V136H119V138L118 139H116L117 138V136H114L113 134V136L114 137H116L115 139L113 138V136H111V137H107L108 138V140L111 142V141H113L112 139H114V141L115 140H118V142H117V145L115 146L114 144H111L110 142H109V144L110 145H112V147H114V148H117L116 149V151H119L120 153H123L122 155L124 156V158H123V156H122V158H123V161H122V159H121V163L123 162H125L126 163V165L128 164V163H130V162H133V164H136L135 166H138L137 168H135V170H136V172H135V174L138 172V174H136V175H134V176H130V175H132V174H130L128 177L130 178H132V180L134 181V182H136V185H139V184H141V183H143V181H145L143 184H141V185H143V186H145V185H147V187L145 188V187H141L140 185V187L139 186H137V188L139 187V188H142L143 189V191L142 190H138L137 192L138 193H136V194H134L135 193V191L137 190H134L135 189V187H134V189H132L133 188V186L134 185H132V188H130V187H127V188H130V190L132 189V192H134L133 194L131 193V195L130 194H128L127 193V190H125L126 189V186H125V189H123L124 188V186H123V184H124V182L125 181H127V182H129V180L128 179H126L125 180V178H124V181L123 180H121V179H123V177H121V179L119 178V177H117L118 179L117 180H120V183H122L121 181H123V183L122 184H120L121 186H123V188L120 186V187H118L117 188V184H115V182H116V177H114L115 178V181L114 180H111V179H114L113 178V176H115V173H112L111 171H110V177L109 178H111V179H109L107 176H106V174H109L108 173V171L107 172H104L105 170H106V168L104 169V171H102L101 172V170L102 169H98V166H96V164H95V160H91V161H88L87 163H85V166H88L86 169H90L89 171L91 172V174H90V172L88 173V171H86V169H82L81 168V170H79V171H82V173L84 172L85 173V175H82V176H84L85 178H86V176H88V175H92L91 177H89L90 179H88V177L86 178L87 179V181H88V183L90 182V180H91V184L89 183V187L87 188V190H85L84 188H79V189H82V190H85V192L86 193H84L83 191V193L82 194H80V192L78 193L77 192V195L79 196V198L80 199H76L75 200V196H76V194L75 193H73L72 192V189H70L71 188V185H73V180L71 181V179H73L72 177H71V179L70 178H68V177H66V175L67 176H69V171H72V169L68 166V165H65V164H67V162H70V157H71V155L70 154H74V146H75V144H77V143H74V142H76V140L77 139H75L74 140V138H70L69 140L67 139V141L66 140H63V141H65V142H63L62 143V145H63V148H65V147H67V148H65V150H63V149H59L60 151L61 150H63V152L66 154V152L68 153V154H66V155H70L68 158L70 159V160H68L67 158H66V156H64V154H61L62 152H59V155H61L60 157L61 158H59L58 159V164L60 163L61 164V162H60V160L62 161V156H63V162L62 163H64V166H62V169H63V167H65L64 169H67V171L66 170H63L64 172H62V174L64 175V178L66 179V180H64V178H63V175L61 174V172H60V174H59V172L58 171H56V172H54V169L56 170L57 168H59V166H60V164H59V166L56 168V166H57V163L55 162V161H52L53 163H54V165H55V163H56V166L55 167H53L54 165H53V163H52V165L53 166H51V167H53V171L51 172V170L50 169H52L51 167H50V165H49V168H48V165H45V166H47V168H48V172L50 171V174H52L51 176H55V175H57V174H59L60 176H61V178L59 179V176L58 177H56V178H58L57 180V183L59 184V186L61 187V185H62V181H63V188L61 187V189L62 190H64L65 188V190L62 192V191H60V193H58V194H60V195H56V196H51V197H47L44 201H43V203H42V208L41 209H37V207H35L34 205H32L31 207H29V210H28V212L30 213V217L31 218H33L34 219V223H33V228H34V230L35 231H38V233L39 234H43L44 235V233H45V235H44V237H46V238H44L43 237V240H44V244L45 245H42V246H40L39 245V243H37L36 242V246H37V244H38V249L36 248L35 250H32V252H30V257H31V260H34V262H33V264H35V262L36 263H43V264H45L46 262L48 263V264H51L52 263V258H54L55 257V260L56 259H59V258H57V256L56 255H58V256H61V255H63L64 256V254L63 253H65V256H66V258H65V261L63 262V263H66V264H82L83 262H84V259H83V261L81 260L82 258H85L86 259V254L88 253L89 254V256H93L94 255V253H95V251H96V253H97V248H100L101 246L103 247V245H101V244H103V243H107V242H111L112 240V238L113 239H115V238H117V241H118V244H119V241L121 242V240H122V243H120L119 245L121 246V248H123V252L126 250V245L128 244V242H126L125 240L128 238V235H130V226L129 225H132L133 224V226L135 227V223H136V221H137V219H140L141 217L143 218L144 216H145V218L148 216V215H150V213H149V211H151V209H156V207L158 208V209H160L161 211V213L165 216V218L166 219H176L178 216V218L177 219H179V222H178V228L177 227H175V226H173V237H172V245H171V251L173 252V254H174V256H175V258H176V264H187V262L185 263V261L184 260H181L180 262L181 263H179V258H183L185 255H187V254H191L192 255V257L194 258V259H196V260H198L197 262H198V264H264V210H263V206H262V204H263V202H264V200H261V201H263V202H261L262 204L259 206V204H257V202L260 200L259 198H263L264 199V195H263V193H264V191L262 192V197H259L258 195H260V194H256V192H253L254 194H256L257 196H258V201H254L255 203H256V205H258L259 206V208L257 207V208H254V207H256V206H253V205H255V203L253 202V207H252V209H251V205H249V207H248V204H247V202L246 203H244L243 202V200H244V196H243V194L244 193H242L243 191L242 190H240L241 191V193L239 192V201L243 198V200H241L242 202H239V203H236L235 202V204H229V205H227L228 203H233V201H236L237 200V198H235L236 200H230V199H232L231 198V195H230V193H227V191L229 192V191H231V190H233V189H231V188H233V186H234V188H237L236 187V184L238 183V184H244V182H245V178H244V176L242 177V175L239 173L238 174V172H237V169H235V167H233V166H235L236 164H238L237 166L239 167V166H242V161H241V159L240 158H238V156H236V155H234L233 156V158H232V156H231V163H233V164H231V166L233 167V171L235 172V174H234V172H232L233 173V175H235V177H236V175H238L236 178H238V179H236V178H234V179H236L237 180V182L235 181H233V183L231 184V186L230 185H226V183H224V181L222 180V178L219 176L220 174L218 173V175H217V173L216 172H218L216 169H218L219 167L220 168H225V169H227L226 168V166H224V165H222V163L220 162V160H218V158H216V154H215V152H214V149L215 150H217L220 146L219 145H221L222 144V142H220V141H222V140H220L221 138L219 137H216V133H218V129H216L215 130V136L213 137V138H211L212 139V141H213V145H211V142H210V140H208V142L210 143L208 146L210 147V145H211V147L213 148V146H214V149H213V151H212V149H211V147H210V151H211V153H208V155H209V157H208V162L210 163V167L208 166V171H207V173H206V171H205V173H206V175L207 176H209V177H211V178H209V179H213V177L214 176H216V177H214V181L216 182V185H215V183H213L214 185H212V183L211 182H213V180L209 183V181H208V183H206V181H205V184H203L204 183V180L203 179H205V180H209V179H206L205 177H207V176H205V174H204V177H202V176H199L200 174H203V172L202 173H200V174H198L197 176L199 177V179H201V180H203V182H201L200 180V182L201 183H199L198 182V179L196 178V180H195V178H194V180L196 181V182H198L202 187H201V190H199L198 188H199V184H197L195 181H194V183L192 182L193 180H191L192 178L191 177H193V174H196V173H190L189 172V169L191 168H189V166H190V164H188L189 162H188V159H187V156H186V152H187V148H185V147H180L179 149H178V152H177V154H176V156H178L179 158H180V166H179V168L176 170V174H171V173H169L168 171H170V170H172L171 168H169L168 169V167H167V165H166V167L165 166H161V164H160V166H159V164L158 163H162L163 161H164V163L162 164V165H164V164H166V161L168 160V156H166V158H167V160L165 161L164 159H159V157L160 156H162L161 154H159L161 151H159L158 152V150L156 151V152H158V153H156V154H159L158 156V158H154L155 160V162L152 160V162L153 163H151V159L152 158H150V162H149V156H150V154H149V151H150V153L152 154L153 152H155V150H156V148L154 149L153 147V143L155 142V143H157L158 144V141H160V140H163V139H160V140H154L155 138L154 137H151V135L152 134H150L149 132H151V131H149L148 133H149V136H150V138H153V141H152V139L150 140V141H152V145L150 146L149 145V143H148V146H150L149 148L151 149V147H152V149H154V150H150V149H148L147 150V148H148V146L145 144V146L143 145L144 143H146L147 142V140H149L148 138H147V136L144 134V133H147L146 132V130H148V127L149 126H151V125H149L148 124V122H147V114H145V113H151V112ZM166 111H165V113H166ZM250 111V110H249ZM249 111H247V113H250ZM156 112V113H157ZM162 112V111H161ZM253 112H252V114H253ZM146 115V116H144L143 117V115L144 114ZM203 111L202 110H200L199 111V117H203L204 115H203ZM161 114V113H160ZM196 115H197V112L195 113ZM205 114V113H204ZM251 114V113H250ZM110 115V114H109ZM129 115V116H128ZM150 114H148V116H149ZM254 115V114H253ZM118 116H121V118H118ZM151 116H153V114L151 113ZM151 116H149V117H151ZM124 118V119H125ZM141 120H140V119ZM117 119H118V121H117ZM149 119V118H148ZM150 120V119H149ZM247 120H249V119H246V121H245V119L243 118H241L240 119V125H241V127L238 129V138H239V140L242 142V144H243V146H246V144L247 143H249V145H250V148H251V150H256L257 151V149H255L257 146H258V144H259V146L261 145V139H263L264 140V124H262L263 125V127L261 126V128H259L260 126L258 125V126H256V124H254V122L252 123V122H249V121H247ZM250 120H251V118H250ZM105 121V120H104ZM107 121H105L106 123H107ZM128 121V122H127ZM141 121V122H140ZM151 121V120H150ZM252 121V120H251ZM124 122H125V120H124ZM133 122H134V120H133ZM137 123H136V125H137ZM262 123V122H261ZM264 123V122H263ZM146 124V125H145ZM254 124V125H253ZM108 125H109V127H108ZM133 125V126H132ZM137 127L138 129H139V131H138V129L137 128H133V127ZM48 127H50V126H48ZM48 127H47V129H48ZM55 127V126H54ZM92 127V126H91ZM110 127H112V128H110ZM147 129H146V128ZM43 128H44V126H43ZM53 128V127H52ZM108 128H110V129H112V131H110V130H108V131H110V133L108 134V133H106L107 132V129ZM46 129V130H47ZM94 128H93V130H95ZM101 129V130H100ZM152 129V127L150 128L149 127V130H151ZM116 131H118L117 130V128L115 129ZM141 130V131H140ZM143 130V131H142ZM43 132H45V129L44 130H42ZM217 131V132H216ZM112 132V133H111ZM144 132V133H143ZM214 132V131H213ZM145 135V137L147 138H145L144 139V136H143V139L141 138V136L143 135V134ZM106 134V135H105ZM116 135H117V132H116ZM175 135L176 136H180V134L178 133V132H176L175 133ZM214 135V134H213ZM129 136H131L133 139H132V142L130 143V144H128V142H127V137H129ZM153 136H155V131H154V135ZM157 136V135H156ZM218 136V135H217ZM121 137V138H120ZM112 138V139H111ZM157 138H160V137H158L157 136ZM249 138V139H248ZM111 139V140H110ZM139 139H141V141L139 140ZM104 140V139H103ZM104 140V141H105ZM143 140H146V142L145 141H143ZM69 141H70V143H69ZM120 141V142H119ZM121 141H122V143H123V146H122V144H121ZM143 141V142H142ZM103 142V141H102ZM137 142V143H136ZM161 142V141H160ZM72 143H74L72 146H71V144ZM104 143V145H106L107 147H108V141L105 143V142H103ZM115 143H116V141H115ZM140 143H142V144H140ZM219 143H221V144H219ZM138 144V145H137ZM157 144H155V145H157ZM160 144V143H159ZM208 144V143H207ZM61 145V146H62ZM110 145H109V147H110ZM133 145V147H131ZM146 148V146H147V148L144 150V151H140V150H142V149H144V147ZM263 142H262V146H261V148L262 149H264L263 148ZM138 146V147H137ZM139 146H142V149L140 148V149H137V148H139ZM219 146V147H218ZM108 147V149H110ZM126 148V150L127 151H129V150H132V149H130V147L131 148H133V150L130 152V153H128L126 150H125V148ZM208 147V148H209ZM72 148H73V150H72ZM189 148H190V146H189ZM261 148L259 147V149H260V151H261ZM68 151H67V150ZM71 149V150H70ZM258 149V150H259ZM70 150V151H69ZM124 150H125V152H124ZM111 151V150H110ZM112 151H113V153H112ZM112 151H111V153L114 155V154H116L115 156H118V153L119 152H114L115 150H113V148H112ZM133 151H134V153H133ZM136 151V152H135ZM138 151H140L139 153H138ZM145 151H146V153H145ZM151 151H153V152H151ZM209 151V150H208ZM209 151V152H210ZM259 151V152H260ZM36 152V151H35ZM70 152V153H69ZM142 152V153H141ZM258 152V151H257ZM258 152V153H259ZM263 152V151H262ZM262 152H260L261 153V155L260 154H258V155H260L259 157H252L253 155H249V158H254V161H253V164H252V178L254 179V180H252V181H254V182H252V184H253V186H252V184H251V186H252V188H253V190L254 191H257V192H259V190H260V192L264 189V153H263V155H262ZM136 153H138L139 155H141L140 157L138 156V154H136ZM111 154V155H112ZM132 154L134 155V157H133V159L134 158H136V161H135V159L132 161L131 160V157H132ZM147 154H149V155H147ZM155 154V153H154ZM155 154V155H156ZM127 155V156H126ZM129 155L131 156L129 159H130V162H129V159H128V157H129ZM143 155V156H142ZM145 155V156H144ZM154 155V156H155ZM207 155V156H208ZM39 156V155H38ZM74 156V155H73ZM115 156H110L109 158H111V157H113L112 158V160L113 159H115ZM153 155H151V157H152ZM157 156V155H156ZM164 156V155H163ZM162 156V157H163ZM165 157V156H164ZM65 158L68 160H65ZM119 158H121V157H119ZM118 158V159H119ZM148 158V159H147ZM161 158V157H160ZM107 159V158H106ZM117 159V160H118ZM125 159V160H124ZM128 159V160H127ZM108 160V159H107ZM111 160V165L113 166V164L115 163V165L117 164L118 165V163H116L115 161H117L116 159L115 160H113L112 161ZM144 160V161H143ZM26 161V160H25ZM30 161H32L31 159H30ZM64 161H66V163L64 162ZM110 161V160H109ZM141 161H143V162H141ZM146 161H148L147 163H146ZM108 163V161H105V163ZM117 162H119V164H120V160H118ZM136 162V163H135ZM31 163H35V162H31ZM50 163H51V161H50ZM104 163V164H105ZM141 163V164H140ZM154 163H155V165L157 164L158 165V167L159 168H161V167H165L164 169H160L161 170V172H160V170H159V168L158 167H156L157 168V172H156V168H153V166H154ZM69 164V163H68ZM86 164H88V165H86ZM103 164V165H104ZM109 164V163H108ZM109 164V166H111ZM132 164V163H131ZM149 166H148V165ZM32 165V164H31ZM33 165H35V164H33ZM37 165V164H36ZM40 165V164H39ZM41 165H43L42 163H41ZM62 165V164H61ZM114 165V166H115ZM140 165H141V167H140ZM146 165V166H145ZM153 165V166H152ZM189 165V166H188ZM67 166H68V168H67ZM106 166H108L107 164H106ZM113 166V169L115 168ZM131 166H133V165H131ZM146 167V168H148V169H146V170H148V172L149 173H147V171L146 170H144V167ZM219 166V167H218ZM31 167V166H30ZM35 167H37V166H35ZM35 167H32V168H35ZM104 167H105V165H104ZM142 167H143V169H142ZM151 169H150V168ZM155 167V166H154ZM217 167V168H216ZM38 168V167H37ZM103 168V167H102ZM133 168V167H132ZM213 168V169H212ZM60 170H61V167L59 168ZM71 169V170H70ZM131 169V168H130ZM142 169V170H141ZM152 169H154L153 170V172H156V173H154L153 174V172H152ZM207 169V168H206ZM212 169V172L210 171V170ZM235 169V170H234ZM58 170V169H57ZM59 170V171H60ZM129 170V169H128ZM132 170V169H131ZM131 170H129L128 172H131ZM139 170V171H138ZM192 170V169H191ZM219 170V169H218ZM65 171L67 172V173H65ZM86 171V172H85ZM93 171V172H92ZM146 171V172H145ZM102 174H104V173H106V174H104V175H102ZM104 172V173H103ZM133 172V171H132ZM139 172H140V174H141V172H145L143 175H139ZM158 172H159V174H158ZM54 173V174H53ZM55 173H57V174H55ZM82 173H79V174H82ZM83 173V174H84ZM86 173H87V175H86ZM114 174L113 176H112V174ZM147 173V174H146ZM212 173V174H211ZM78 174V173H77ZM76 174V175H77ZM79 174H78V176H79ZM129 174V173H128ZM148 174L150 175L149 176V178H148ZM189 174H192L191 175V177H190V175ZM75 175V176H76ZM156 175H158V176H156ZM77 176V177H78ZM81 176V180H82V182L81 183H84L83 181H85L86 179L84 178V180L82 179L83 177ZM102 176H104L103 177V181L105 180V182L107 181V178H108V180L109 181H114V185L116 186V188L117 189H119L120 191H121V189L122 190H124L123 191V193L122 194H124V195H121V193L119 194L118 192L119 191H117L116 193H114L113 191H112V189H114V188H112L111 190L109 189L110 187H114V186H112V185H109L110 184V182H107V184L105 183H103V181L101 180L102 178ZM109 176V175H108ZM124 177H127V175H123ZM138 177V179L140 180V177L142 176L143 178L141 179L142 181H141V183L139 182V180H137V177ZM145 176V177H144ZM155 176V177H154ZM162 177V179L164 178V180H162L161 179V177ZM163 176H165V177H163ZM195 176V175H194ZM77 177H75L76 178V180H74V182L76 183V185H78L79 186V184H77V183H80V177H78V179H77ZM107 177V178H106ZM127 177V178H128ZM134 177V178H133ZM201 177V178H200ZM63 178V179H62ZM105 178V179H104ZM146 178H148L147 180H145ZM158 178V179H157ZM161 180H160V179ZM203 178V179H202ZM68 179V180H67ZM93 179V180H92ZM150 179V180H149ZM217 181H216V180ZM62 180V181H61ZM79 182H78V181ZM132 180H130L131 182V184H133L134 182H132ZM159 180V181H158ZM220 180V181H219ZM68 181V182H67ZM72 183H71V182ZM87 181H85V182H87ZM102 181V182H101ZM137 181L139 182V184H137ZM148 181H149V183H148ZM153 181V182H152ZM161 181V183H159ZM67 182V183H66ZM101 182V183H100ZM156 182V183H155ZM173 183V182H175V184L174 185H172V186H165V185H169V183ZM240 182V183H239ZM60 183H61V185H60ZM68 183L69 184H71V185H68ZM75 183H74V185H75ZM80 183V184H81ZM102 184L103 183V185H108L107 187H103V188H101V187H99L100 186V184ZM109 183V184H108ZM116 183H118V181L116 182ZM126 183V182H125ZM129 183V184H130ZM146 183V184H145ZM150 183H151V185H150ZM161 185L162 183H164L162 186H160L159 184ZM196 183V184H195ZM218 183V184H217ZM65 184H66V186L68 187V189H67V187L65 186ZM112 184H113V182H112ZM127 184V183H126ZM125 184V185H126ZM135 184V183H134ZM153 184V185H152ZM235 184V185H234ZM238 184H237V186H238ZM157 185H159V186H157ZM193 185H197V187H196V189H195V187H193ZM205 187H204V186ZM206 185H208V186H214V188L213 187H210V189H215L216 191H221L222 189V193L221 192H216V191H214V192H216L217 193V195H216V197L215 198H213V199H210V198H205L204 197V190H203V188H207L206 187ZM65 186V187H64ZM69 186H70V188H69ZM110 186V187H109ZM127 186H131V185H127ZM151 187V188H149V187ZM164 186V187H163ZM226 186L227 187H229L228 189L229 190H227L226 191ZM32 187H35V184L33 183L32 184ZM155 187H157V188H155ZM225 187V188H224ZM38 188V187H37ZM96 188V189H95ZM102 189V190H99V191H96L97 189ZM107 188V189H106ZM121 188V189H120ZM144 188L145 189H147V190H144ZM168 188H170L172 191L171 192H169L170 190L168 189ZM251 188V189H252ZM79 189H77L78 191H80ZM94 189V190H93ZM150 189V190H149ZM231 189V190H230ZM70 191V192H68V191ZM107 190H110V191H107ZM114 190H116V189H114ZM166 190H168V191H166ZM203 190V191H202ZM253 190H251V191H253ZM112 191V192H111ZM126 191V192H125ZM165 191V192H164ZM223 191H225V192H223ZM65 195H63L62 193ZM66 192V193H65ZM129 193H130V191H128ZM159 192H161V193H159ZM164 192V193H163ZM71 194L72 195V197H73V195H74V199L71 197V195H68V194ZM93 193V194H92ZM126 193V194H125ZM163 193V194H162ZM168 193V194H167ZM215 193V194H216ZM227 195H225V194ZM84 194L86 195L85 196V198L83 197L84 196ZM67 195V196H66ZM222 195V196H221ZM225 195V196H224ZM240 195H242V197L240 196ZM78 196H77V198H78ZM81 196V197H80ZM257 196H255V199H256V197ZM261 196V195H260ZM221 197H223V199L221 198ZM224 197H225V199H224ZM228 197V198H227ZM230 197V198H229ZM226 198L228 199L227 201H229V202H225L226 201ZM233 198V199H234ZM6 201V200H5ZM231 201V202H230ZM0 214L1 213H3V216L5 217V219L4 220H7V222L6 221H4L3 219L1 220V221H4V222H6V223H8V226L7 227H9V234H6V233H4L3 232V229H4V231L6 230V229H8L6 226L4 227V226H2V224H0L2 227H4V228H2L1 226V228H2V231H0L1 233H3V236H4V234L5 235H10L11 236V234H12V236L14 235V237L15 238H13V237H9V238H7V239H9V241L8 240H6V237H8V236H4L5 237V239H3V236L1 237L2 239H0V241L1 240H6V241H2L3 243H7V244H4V245H9V243L8 242H10L11 240V238H12V242L10 243L11 245H13L14 246V244H12L13 242H15V240L17 241L18 239H17V236L19 235V227L17 228V224H19L18 222V220L20 219L19 217H21V216H19L20 214H22V211H23V209H24V206H21V207H19V206H16V207H18V208H15V206L13 207V205H15V204H9L10 202L9 201H6V202H4V200H0ZM3 202V203H2ZM7 202H9V203H7ZM260 202V201H259ZM244 203V204H243ZM222 204V205H221ZM240 204H242V205H240ZM224 205V206H223ZM229 206V209H227V208H225V207H227V206ZM230 205H234L233 207L232 206H230ZM245 205H247V206H245ZM164 207L163 208V210L164 211H162V207ZM224 207L225 209H227L228 211H229V213H232L233 214V211H235L234 212V214L236 215V216H234L233 217V219L235 218V220H236V224H238V225H241L242 224V229H244L245 230V228H246V226L247 225H252L253 224V226H258L257 227V233H255L256 235H255V237L257 236V234H258V236L256 237V238H251V239H253L254 241H252V240H248V238H246V237H243L240 233H238V232H234V233H228V231H227V225H224L223 223H216V222H218V221H213L212 222V220H210L209 222H208V219H209V217L211 216V215H213L214 214V212L216 211V213H219V210L221 211V208L220 207ZM240 206V207H239ZM235 207V208H234ZM242 207V208H241ZM244 207V208H243ZM245 207L247 208V209H245ZM263 207V208H262ZM223 208V209H224ZM232 208H234V209H232ZM260 208H262V210H259ZM39 210H41L42 212H44V214H42V219L41 220H39L40 218H39V216H40V214L38 213V211ZM237 210V211H236ZM257 210V211H256ZM115 211V212H114ZM218 211V212H217ZM238 212V213H237ZM262 212V214H260ZM115 213V214H114ZM209 213H211L210 215H209V217H207L208 215L207 214H209ZM213 213V214H212ZM233 214V215H234ZM3 216H2V218H3ZM44 216V217H43ZM180 216H181V218H183V219H181L180 218ZM176 217V218H175ZM44 218V219H43ZM141 218V219H142ZM145 218H143V219H145ZM208 218V219H207ZM1 219V218H0ZM130 220V221H129ZM131 220H132V222H131ZM243 220V221H242ZM1 221H0V223H1ZM182 221V222H181ZM215 223V224H210V223ZM131 223V224H130ZM244 223V224H243ZM247 225H246V224ZM251 223V224H250ZM3 224H5V223H3ZM236 224H234V225H236ZM7 225V224H6ZM218 225V226H217ZM19 226V225H18ZM133 226H131L132 228H131V230L132 231H134V227ZM153 226H155V225H153ZM245 228H244V227ZM260 226V227H259ZM48 227H50V228H48ZM218 227V228H217ZM235 227V226H234ZM255 227V228H256ZM6 228V229H5ZM16 228L18 229V230H16ZM127 228H128V230H127ZM134 228V229H133ZM158 229H156V230H149V231H147V232H143L142 230H139L138 231V234H136L137 232H136V230L134 231V233H135V235H136V237H133V239L134 238H136L137 239V237H139V242L141 241V245H144V247H146V246H148V244H150L151 242H153V241H164V239L166 240V238H165V236H163L164 235V233L166 232L165 231V228H161V227H157ZM167 229H169L170 231L172 230L170 227H166ZM182 228V230H187L188 232H187V235H184V236H182V235H179L178 234V232L179 233H181L180 232V230L179 229H181ZM260 230H259V229ZM49 229H51V231H53V232H57V236H56V232H55V234H53V236H54V239H53V236H48V235H46L48 232H47V230ZM53 229V230H52ZM165 232H164V231ZM258 230L260 231L259 233H258ZM10 231H12V233L10 232ZM17 231V232H16ZM131 231V232H132ZM150 231H152L151 233H150ZM15 232H16V234H15ZM126 232V233H125ZM153 232H157V233H154L153 234ZM0 233V234H1ZM11 233V234H10ZM17 233H18V235H17ZM94 233V234H93ZM129 233V234H128ZM200 233V234H199ZM125 234V235H124ZM128 234V235H127ZM132 234V233H131ZM160 234V235H159ZM189 234V235H188ZM193 234H195L196 236H195V238H193ZM197 234L198 235H200V236H197ZM233 234H234V236H233ZM2 235V234H1ZM90 235V236H89ZM116 235H117V237H116ZM133 235V234H132ZM154 235H156V236H154ZM158 235V236H157ZM93 236H94V238H95V241H94V239H93ZM189 236H191V237H189ZM19 237V236H18ZM49 237V238H48ZM92 237V238H91ZM115 237V238H114ZM125 239H124V238ZM127 237V238H126ZM129 237H131V235L129 236ZM159 237V238H158ZM189 237V238H188ZM52 240H51V239ZM89 238H91V239H89ZM105 238V239H104ZM120 238V239H119ZM122 238V239H121ZM157 238V239H156ZM233 240H232V239ZM14 239V240H13ZM103 239V240H102ZM108 241H107V240ZM161 239V240H160ZM190 239V240H189ZM230 239V240H229ZM194 240V241H193ZM8 241V242H7ZM73 241V242H72ZM103 241H106V242H103ZM151 241V242H150ZM227 241H229V242H227ZM232 241V242H231ZM2 242H0L1 244L0 245H2L3 246V243ZM76 243L77 242V244H78V251L77 250H75L76 251V253L74 254V251H73V254H71L72 252L69 250V248L71 247L70 245H72V243ZM93 242L95 243V244H93ZM126 242V243H125ZM191 242V243H190ZM198 244V245H197ZM11 245H9V247L11 246ZM95 245L97 246V247H95ZM146 245V246H145ZM2 246H0L1 248H0V252H1V249H6V247L7 246H3L4 248H2ZM70 246V247H69ZM125 246V247H124ZM42 247H44V250H45V247L47 248L46 250H47V252H48V250H49V254H50V256H51V261H49V260H47V261H45V263L44 262H40V261H38L37 262V260H35V259H37V256H38V250L40 249V248ZM120 248V249H121ZM53 249V250H52ZM101 249V248H100ZM125 249V250H124ZM135 249H136V247H135ZM135 249H133V251H135V252H133V253H136L137 254V249L135 250ZM190 249V250H189ZM2 250V251H3ZM57 250V251H56ZM62 250H63V252H62ZM122 250V249H121ZM36 251V252H35ZM60 251V252H59ZM98 251H100L99 249H98ZM137 251V252H136ZM190 251V252H189ZM4 252H5V250H4ZM4 252H1L0 254L3 256V254L2 253H4ZM54 252V253H53ZM57 252V253H56ZM77 252H78V255L76 256V254H77ZM94 252V253H93ZM10 253H11V249H10ZM51 253H52V255H51ZM56 253V254H55ZM60 253V254H59ZM90 253H91V255H90ZM93 253V254H92ZM99 253V252H98ZM246 253L248 254V255H246ZM69 254V255H68ZM88 254H87V256H88ZM53 255H54V257H53ZM197 255V256H196ZM68 256V257H67ZM79 256H80V258H79ZM84 256V257H83ZM61 260V258L59 259V260H56V261H60ZM81 260V261H80ZM203 260V261H202ZM51 262V263H50ZM79 262H81V263H79ZM143 263V262H142ZM141 263V264H142ZM190 263V262H189ZM60 264H62L61 263V261H60ZM84 264V263H83ZM144 264V263H143ZM190 264H192V263H190Z\"/></svg>",
    "mask_w": 264,
    "mask_h": 264
}]
</instances>
